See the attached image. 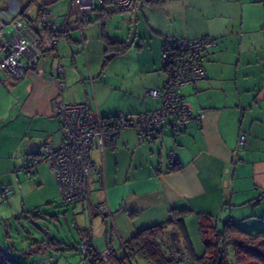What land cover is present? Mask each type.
I'll use <instances>...</instances> for the list:
<instances>
[{
    "label": "crops",
    "instance_id": "crops-1",
    "mask_svg": "<svg viewBox=\"0 0 264 264\" xmlns=\"http://www.w3.org/2000/svg\"><path fill=\"white\" fill-rule=\"evenodd\" d=\"M41 5L56 17L61 30L58 47L43 54L38 66L41 75L29 72L14 80L9 92L0 85V121L11 128L8 141L2 144L9 154L0 158V181L12 184L14 190L11 205L3 209L10 210L18 197L13 184L18 167L14 153L25 157L26 165L43 145L55 149L62 144L54 102L87 103L102 119L117 113L134 117L150 112L160 106V100L147 92L169 79L161 58L165 42L210 39L215 44L203 54L205 79L182 90L194 113L204 114L202 120L190 123L179 135L165 130L163 138L153 143H139L135 131L128 129L117 135L115 147L94 148L90 159L97 172L91 179L88 207L78 202L61 204L50 163H38L35 174L26 175L33 178L29 185L36 194L26 213L32 216L51 204L65 206L64 211L51 214L56 216L54 222L64 220L69 231L71 221L80 243L87 230L96 253L110 248L120 254L122 243L140 230L165 222L172 208L189 211L181 233L187 234L193 248L188 231L195 232L199 224L219 230V225L232 220L247 233L264 232V0H177L156 5L138 0L135 41L110 58L122 61L114 83L100 80L110 61L103 58L115 51L105 41L125 44L133 13L95 20L110 21L113 29L119 28L115 33L105 24L92 22L78 30L71 0L50 6H34L32 0H0V15L21 12L34 25ZM240 136L245 138L241 145ZM169 153L175 157V171L168 170ZM8 185L0 184V189ZM9 193L2 198L8 200ZM102 207L108 215H101ZM66 236L40 245L56 252H77L79 247L68 246ZM178 238L183 240L181 235ZM195 243L199 244L194 237ZM199 250L195 255L200 258L203 249ZM190 262L179 264H194Z\"/></svg>",
    "mask_w": 264,
    "mask_h": 264
},
{
    "label": "built area",
    "instance_id": "built-area-1",
    "mask_svg": "<svg viewBox=\"0 0 264 264\" xmlns=\"http://www.w3.org/2000/svg\"><path fill=\"white\" fill-rule=\"evenodd\" d=\"M177 0H144L146 5H156ZM76 28L82 31L91 21L94 11L100 12L99 18H109L113 14L135 13L138 0H71ZM55 15L46 6L39 8L35 24L30 27L21 12L0 15V70L12 76L14 80L25 77L34 71L41 75L38 66L46 52L55 51L59 44L60 28ZM215 42L207 39L189 40L176 38L168 40L162 46L161 57L169 67V79L159 89L147 92L151 98L160 100V106L149 113L134 117L123 113L115 115L114 130L107 133L100 117L87 103H53V115L57 118L63 132V141L58 148L43 145L37 157L29 156L24 171L27 176L36 172L40 162L50 163L63 205L82 203L86 207L90 202V184L97 170L91 162L90 153L94 148L101 151L115 147L118 132L134 129L139 142H153L163 138L165 130L178 134L193 122L200 121L204 114H196L183 96V88L205 79L203 68L204 52ZM57 71L62 72L58 65ZM241 136L238 143H244ZM168 168L174 165L175 157L169 153ZM9 187H1L0 193L7 198ZM101 215H108L105 207L99 209ZM85 264L92 259L90 234L83 233L79 246ZM101 264H112L110 253H99Z\"/></svg>",
    "mask_w": 264,
    "mask_h": 264
},
{
    "label": "rangeland",
    "instance_id": "rangeland-1",
    "mask_svg": "<svg viewBox=\"0 0 264 264\" xmlns=\"http://www.w3.org/2000/svg\"><path fill=\"white\" fill-rule=\"evenodd\" d=\"M33 5L35 4H46V5H51V3H55L58 0H32ZM67 4H69L70 0H65ZM36 2V3H34ZM33 8V7H32ZM31 8V9H32ZM34 12V8L31 10L30 15H32ZM100 12L94 11L90 18L89 21L92 22L91 25H95L99 23L105 24L108 26L107 28L112 31V32H118L119 28L113 29V25L111 24L110 21L107 20H99L96 22L95 20L99 17ZM112 28V30H111ZM81 53L78 54L81 55ZM113 53L107 54L103 59L104 61L110 60L108 59V56ZM108 65L105 67L103 76L100 78V80H104L105 82L108 83H114L115 82V76L118 73L119 67H122V61L118 58H113L110 61H107ZM97 62V68L100 69V66ZM93 65V62H92ZM98 69V70H99ZM9 76V77H8ZM7 78L5 75L0 71V79L4 80V82L0 83V85L3 87V89L6 92H9L10 89L13 88V85L15 84L16 81L12 78V76L8 75ZM95 78H93L94 82ZM88 82V81H86ZM89 83V82H88ZM7 122H2L0 121V158H5V156H8L9 151L5 149L4 145H2L5 141H8V135L9 132L11 131V128L8 127ZM2 146L4 149H2ZM15 151V149H14ZM17 152L14 153V157L18 158V167L17 171L14 172L13 174V180H14V186L15 189L18 190L17 194V201L13 203V206L10 208V210H4L8 209V207L11 205L10 203V198L14 196V190L12 189V184L8 185L4 183V181H0V184L2 185H8L11 189V194L9 193L8 200H4L0 194V247L2 251L9 255L12 256L13 258L16 259L18 263L21 264H32V263H37V264H54V260H56L57 264H85V261L83 260V256L79 252V249L77 252L67 250L65 249L63 252H56V250H50L47 247H44L43 245H40L41 242H45L46 238L44 235L39 233L36 228L28 223L25 219V213L27 212L28 204L33 203L34 200H36V194L33 193L30 189L31 186L29 185L30 182L33 181V178H29L26 176L25 171H23V168L25 167V157L19 156V154L16 155ZM4 156V157H3ZM2 160V159H0ZM3 161H0L2 163ZM21 169V171H20ZM13 182V181H12ZM20 185L22 186V189L20 188ZM27 192V196L24 198V193ZM25 200V201H24ZM50 207H44L42 210L40 209L39 212L41 215H51L52 213H59L60 211H64L66 209L65 206H60V205H55L51 204L49 205ZM39 224L46 227L48 232L52 237L56 239V241L59 242L58 240V235L63 236L66 234L68 238V246H72L75 248H78L80 246V241L78 239L77 232L74 230L71 221H69V231H67V227L65 226V221L62 220L60 222H53V221H47V220H41L39 221ZM213 225L206 226V236L209 237L212 240V227ZM223 225H219V230H221ZM172 231V230H171ZM166 232V236H168V233ZM191 237V240L193 242L194 248L192 245L189 243V249H185L183 245H179L180 249L183 252V257L182 260L186 259H191L192 262L197 264L198 263V253L200 250L199 248L203 249V252L205 250V244L203 240H201L198 230L195 229L194 231H188ZM194 237L198 241L199 244L195 243L194 244ZM180 239V237L178 238ZM213 242V241H212ZM183 241L180 240L179 244H182ZM199 246V248H198ZM57 248H64L63 246L57 247ZM168 251V250H167ZM175 251V250H174ZM36 252L37 254H34ZM39 252H42L41 255H38ZM202 252V255L204 254ZM174 253V252H173ZM177 253V252H176ZM196 253V255H195ZM214 252L211 251V254L213 255ZM54 257V260L52 259L51 261L49 260H43L42 257H48V256ZM189 255V256H188ZM188 256V257H187ZM196 259V260H195ZM181 260V261H182ZM194 260V261H193ZM142 259H134L133 264H146ZM246 263H249L248 261ZM148 264V263H147Z\"/></svg>",
    "mask_w": 264,
    "mask_h": 264
},
{
    "label": "trees",
    "instance_id": "trees-1",
    "mask_svg": "<svg viewBox=\"0 0 264 264\" xmlns=\"http://www.w3.org/2000/svg\"><path fill=\"white\" fill-rule=\"evenodd\" d=\"M29 25L30 27H33V25L31 24ZM105 43L107 48L115 50L114 52H111L113 54L121 53L126 49L124 43L120 44V43L110 42L108 40H106ZM164 65L166 72L169 73L168 64L164 63ZM0 71L7 78L8 74L5 71L2 70ZM144 113H149V112H144ZM115 115L110 118H103V119L100 118L103 123L102 126L107 133L112 132L115 128L114 127L116 125ZM128 129L131 128L120 130L118 134L121 131ZM184 130H182L178 134H173L171 132L170 133L172 135H179ZM135 136L138 141L137 134H135ZM139 143H149V142L144 141ZM174 162L175 163L173 167L168 168L169 171L177 170L178 166L175 160ZM188 212L189 211L187 209L178 210L172 208L170 209L169 217L165 222L140 230L130 240L122 243L120 248L121 250L120 254L112 252V250L109 248L108 251L110 253V260L112 264H133V260L136 258L142 259L148 264H179L180 261L182 260L183 252L181 249H179L178 251H174V249L170 245L168 236H166V231L168 229H172V231H175L177 233V238L178 235H181L185 249H189L188 236L185 233H181L182 230L184 229V217L188 214ZM38 214L39 212H37L36 214L30 217H36ZM25 215L29 216V214L27 213H25ZM206 228L208 227L199 224L198 233L201 240L203 241H206V239L209 238L205 235ZM209 228H212L211 229L212 240L210 242L206 241L204 254L202 255V257L197 259L199 264H264V232L255 233V234L247 233L242 229H240L237 226L236 222L232 220L227 221L223 225L221 230H218L214 225ZM177 238H176V242L179 245ZM211 251L214 252L213 255H209L211 254ZM89 256L92 259V261L89 264L102 263L99 253H96L94 249L90 251ZM247 261L249 263H246ZM0 264H21V263H18L16 259L13 258L12 256L5 254L0 247Z\"/></svg>",
    "mask_w": 264,
    "mask_h": 264
},
{
    "label": "water",
    "instance_id": "water-1",
    "mask_svg": "<svg viewBox=\"0 0 264 264\" xmlns=\"http://www.w3.org/2000/svg\"><path fill=\"white\" fill-rule=\"evenodd\" d=\"M135 38H136V12L133 13V15H132L131 29H130L128 39L125 42V45L127 47L132 46L134 41H135ZM112 56H113V54H110L108 56V59L112 58ZM55 217L56 216H52V215H48V216L47 215H41V213L38 214L36 217H30L28 215L24 216L26 221L28 223H30L31 225H33L39 233L44 235V237L46 238L47 241L52 240L53 237L50 235V233L48 232L46 227L39 224V221L45 219L47 221H53L54 222ZM176 238H177V233L175 231H170L168 233V239H169L170 245L172 246V248L175 251H178L180 249V247H179L178 243L176 242Z\"/></svg>",
    "mask_w": 264,
    "mask_h": 264
},
{
    "label": "flooded vegetation",
    "instance_id": "flooded-vegetation-1",
    "mask_svg": "<svg viewBox=\"0 0 264 264\" xmlns=\"http://www.w3.org/2000/svg\"><path fill=\"white\" fill-rule=\"evenodd\" d=\"M39 153H40V152H39ZM38 155H39V154H38ZM38 155H37V156H38ZM25 166H26V165H25ZM24 168H25V167H24ZM24 168H23V169H24ZM106 250H108V249H106Z\"/></svg>",
    "mask_w": 264,
    "mask_h": 264
}]
</instances>
